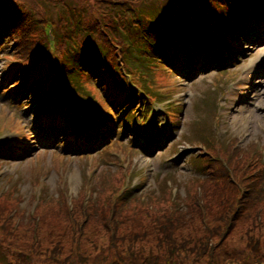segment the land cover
I'll use <instances>...</instances> for the list:
<instances>
[{
    "label": "trees",
    "instance_id": "obj_1",
    "mask_svg": "<svg viewBox=\"0 0 264 264\" xmlns=\"http://www.w3.org/2000/svg\"><path fill=\"white\" fill-rule=\"evenodd\" d=\"M253 1L257 6H264V0ZM43 8L57 12L60 27L66 30L63 36L67 37L68 32L74 39L71 44H66L61 37L55 54L48 48L42 22L35 19ZM196 9L204 11L206 18L201 19ZM220 14L232 17L242 27L253 15L248 0H0V34L3 32L0 56L3 50H9L13 60L7 67V76L19 83V89L49 104L46 109H39L38 116L43 117L40 122L43 125L44 119L53 122L55 112L61 110L59 97L51 94L57 84L62 85L66 94L79 98L76 112L82 109L80 102L90 98L85 94L84 85L80 84L84 82L85 87L88 86L81 78L86 71H90L95 85L109 100L114 99L113 95H118L117 101L127 100L126 96H133V100L145 97L132 85L125 86L126 75L119 65L126 64L132 75L139 79L141 70L132 63L133 60L147 56L156 62L157 55L165 54V18L178 29L183 26L190 42L201 46L210 38L205 24L214 23ZM179 43L182 50L189 48L187 39ZM31 70L35 71L34 81L30 80ZM45 76L47 80L42 82ZM4 84L7 86L8 83ZM147 97L152 96L147 94ZM72 115L74 113L68 110L64 122L72 131L70 137L75 142L79 136L74 134ZM118 134H124V130L115 119L108 117L104 123L92 125L88 129L87 142L82 139L81 142L85 146L100 145L105 136L111 138ZM209 138L215 142L211 136ZM259 160L256 159L255 172L249 174L253 181L246 184L241 179L245 165L238 159H204L201 166L205 174L199 177L195 192L191 195L178 193L167 205L156 206L158 212H152L149 204L130 198L131 191L123 192L120 186L109 187L106 191L95 189L94 205L84 207L79 200L77 208H73L79 226L70 235L76 236V242H71L67 253L64 247L58 246L60 243L53 244L51 251L45 253L49 260L44 263L88 264L99 255L103 264H264V252L260 253L264 241L252 232L247 237L254 251L252 262L241 252L228 247V237L240 227L239 221L253 223L257 231L264 225V168ZM218 175L225 177L221 179ZM219 180L223 183L219 184ZM62 200L65 207L64 194ZM215 217L221 223L212 230L205 227L206 219L212 222L216 221L213 220ZM93 219L108 231L110 245L95 255L89 252V255L82 253L80 256L81 237ZM195 220L203 226V233L184 234ZM41 222L42 218L38 224ZM1 234L5 235V232ZM153 237L156 240L152 243ZM12 244L0 236V250L5 256L0 264H42L33 262L32 255L17 246L12 248L18 255L6 256L13 251Z\"/></svg>",
    "mask_w": 264,
    "mask_h": 264
},
{
    "label": "rangeland",
    "instance_id": "obj_2",
    "mask_svg": "<svg viewBox=\"0 0 264 264\" xmlns=\"http://www.w3.org/2000/svg\"><path fill=\"white\" fill-rule=\"evenodd\" d=\"M251 27L250 34L240 36L242 45L250 47L244 48L245 54H243L240 62L236 65H230L229 70L225 73L220 72V68L215 69L219 63L218 58L215 63L212 62L211 57L203 58L200 55L199 57L196 56L194 58L195 62L192 63L195 69L187 67L188 71L186 73L180 72L184 77L179 75L175 77V70H173L166 78L165 72L162 71L161 78L165 77L166 84L170 88L177 89L180 86L171 97L178 98L184 104L186 111L182 117L184 124L183 122L179 125L177 124V128L174 130V133L177 132L175 137H177L178 141L171 145V148L167 147L170 145L168 143L167 146L165 144L161 145L162 148L160 150L158 147L151 152L152 147L146 144L143 149L138 150L136 146L133 149L129 147L130 142L125 137L122 140L125 141L126 147H120L118 144L110 142L105 150L92 151L94 158H92V154L83 155L84 157L79 156V154H74L72 157L65 156L58 151H53L62 149V147L57 146V143L54 146H49L52 150L49 153L46 151L40 153L41 156L38 159L37 167L35 158L25 163H22L23 161H0V236L6 237L13 243L10 248L17 246L25 252H29L32 255L33 262L40 261L42 264L48 262L49 259L45 253H49V250L51 251L52 247H54L53 244L60 243L61 245L58 246L64 247V252L67 253L71 247V242H76V236L70 235V231H65L67 220L60 191H63L62 187L65 184L70 195L76 194L86 182V176L88 175L93 178L95 183L99 181L97 190L102 191H106L113 186L119 187L124 183L133 188V186L139 184L141 179L142 181L139 184L140 192L142 191V195H144L148 189L147 194L152 193L153 190L156 191L155 199L157 195L159 197V206L167 205L169 190L162 186V180L169 173L181 179L179 190L183 195L193 194L196 190V185L200 183V179L195 172L197 168L192 162V158L189 157L199 148L194 145H200L203 139L202 143L207 145L209 149L203 145L201 147L213 152V149L206 143L207 139L205 136H214L218 131L221 135L228 133L225 136V140L231 136L239 137L237 140L239 146L237 148L227 147L224 153L218 154L216 157L218 159H238L240 164L245 165V171L241 179L246 184H250L253 181V176L249 174H253L256 170L255 154H260L262 161H264V26L258 29H256L255 25ZM238 47H240L239 43ZM2 53L3 55L0 56V73L3 70L2 68L13 60L11 59L13 55L10 54L9 50H3ZM168 57L170 56L168 55ZM253 63L256 64L252 66ZM249 65H251V68L245 74L241 82L242 86L238 84L239 77L231 80L235 77V73L239 74L241 72V67L248 68ZM31 75L30 80L32 81L35 78L34 70H31ZM84 79L88 84L87 87H84L85 94L104 103L105 99L94 84V78L90 71H86ZM46 80L45 76L42 82ZM97 80L99 82V79ZM229 80L231 83H236L239 87L235 86V84L232 85L233 88L228 87V85L225 87L224 83ZM124 84L126 87H130L128 80H125ZM214 84L216 85L213 86ZM57 89L60 90V88ZM108 91L111 93V90ZM24 97L27 96L25 95ZM60 97L64 102L63 107L71 108L69 106H73L71 100L66 96L61 94ZM171 97L168 96L167 99ZM25 99L27 104L23 107L18 102H12L13 100L7 96L3 100L0 99V140L6 137V148H12L10 143L15 138L30 133V130L33 131L34 127H36L34 123H37L36 119L38 118L36 114L37 104L34 102V98L27 97ZM192 100L193 102H191ZM32 103L34 104L32 105ZM92 103L97 106L95 101ZM144 103H146V108H149V102L144 100ZM161 103L165 104V101ZM138 106L141 105L135 103L132 108L139 109ZM155 106L159 107L158 104ZM244 108L246 111L242 113L241 110ZM131 109L129 113H131L130 119L132 121L134 114ZM249 111H252V113L250 114ZM95 112L100 115L98 110ZM212 112H216V118L212 116ZM242 114L243 116L248 114V117H241ZM82 120L86 121V123L82 121L79 131L86 132L85 130L88 128L86 124L92 120L89 111H87V115ZM151 130V127L141 129L136 122H132L128 128L132 138L136 136L143 137V134H149ZM212 130L217 131L211 132ZM32 136L31 140L34 144V150L37 152L39 148L36 143L38 144V142L35 135L32 134ZM169 137L174 136L170 135ZM200 158H204V156ZM16 163L21 165L17 166ZM259 164H262L261 160H259ZM14 170L15 173L10 174ZM200 170L202 171V167ZM44 173L46 174L41 179L45 183V192L51 193V201L45 203L47 208L36 207L35 201L37 200L33 201L34 192L36 193L40 189L38 187L41 182L39 181L40 175ZM9 174L20 175L18 179H22L21 185H19V181L16 182V180L12 181L7 178ZM217 177L224 179L225 176L218 175ZM222 181L219 180V184L223 183ZM18 186L20 188L16 189ZM19 206L23 222L18 230H13V222L16 219L18 220L17 217H19ZM23 206H27L29 212H33L35 207L34 214L40 218L42 217L38 232V242L33 243L32 241L33 226H36L35 221L30 219L26 209H22ZM9 216L15 217L12 220H8ZM213 220H216V217ZM220 223L218 220L214 221L215 225H211L212 229ZM238 223H240V227L234 229L229 236L231 239L228 237V247L241 252L243 257L248 258L252 262L254 251L248 243L247 237L249 232H252L255 237L264 241V225L257 231L251 222L241 223L239 221ZM63 228L65 233H63ZM203 230V226L200 225L198 220H195L194 224L191 222L188 225L184 234H201ZM2 231L5 232L6 236L1 234ZM7 231H12L13 236L8 234ZM19 232H21L20 235ZM215 239L219 240L220 236H216ZM155 240L156 237H153L152 243ZM81 243L80 256L82 253L89 255V252L95 255L100 249L104 250L110 245L108 231L102 227L101 223L99 224L93 219L91 225L87 227L83 237H81ZM35 248H37L36 251ZM261 249L260 253H263L264 246ZM12 250L6 256L9 254L15 256V253L18 255V252H15L13 248ZM4 257L0 250V260H3ZM14 259L11 258L10 260ZM88 264L103 263H101L99 255H96ZM159 264L163 263L160 262Z\"/></svg>",
    "mask_w": 264,
    "mask_h": 264
},
{
    "label": "bare ground",
    "instance_id": "obj_3",
    "mask_svg": "<svg viewBox=\"0 0 264 264\" xmlns=\"http://www.w3.org/2000/svg\"><path fill=\"white\" fill-rule=\"evenodd\" d=\"M244 111H246V109L244 108L243 110H241V112L243 113ZM242 117H247L246 115L243 116V114L241 115Z\"/></svg>",
    "mask_w": 264,
    "mask_h": 264
}]
</instances>
